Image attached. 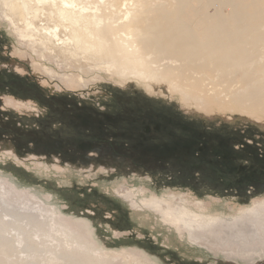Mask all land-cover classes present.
<instances>
[{"label":"rangeland","instance_id":"1","mask_svg":"<svg viewBox=\"0 0 264 264\" xmlns=\"http://www.w3.org/2000/svg\"><path fill=\"white\" fill-rule=\"evenodd\" d=\"M7 1L0 0V264H264V230L258 232L264 181L251 176L247 182L233 166L173 181L161 178L169 172L162 163L188 162V152L176 161L167 150L156 161L147 151L131 158L127 147L121 155L110 153L106 143L87 137L78 136L72 147L60 144L75 129L71 120L82 121L86 113L90 121L97 115L134 133L157 109L211 138L232 132L235 142H228L263 166L264 0H117L109 7L108 0H76L102 7L101 21L88 27L85 21L64 25L60 18L45 23L39 16L16 26L3 15ZM160 4L179 11L189 37L199 42L214 41L205 33L221 20L222 31L237 29L245 51L235 64L220 58L225 42L201 49L197 68L183 73L168 53L141 55L136 39L108 34L127 23L126 9L149 18ZM55 22L64 27L59 43L65 51L58 53L36 37L37 25L52 30ZM170 68L185 76L166 79L161 71ZM193 78L220 93L207 98L178 86ZM22 133L28 139L15 137ZM180 143L166 147L181 149ZM83 146L90 150L78 152ZM133 160L142 167L134 168ZM245 224V240L237 241L233 230ZM218 225L235 228L224 237L214 233ZM50 249L61 254L59 262L43 257Z\"/></svg>","mask_w":264,"mask_h":264},{"label":"bare ground","instance_id":"2","mask_svg":"<svg viewBox=\"0 0 264 264\" xmlns=\"http://www.w3.org/2000/svg\"><path fill=\"white\" fill-rule=\"evenodd\" d=\"M78 1V0H77ZM76 0H8L6 4H3V7L5 8L3 15L5 17H10L14 25L18 26L19 23L23 24L27 21H32L35 16H39L40 21H45V23L51 22V19H56V21L60 18L61 23L66 25V23L71 24L70 26H78L79 21H85L83 26H89L92 22L93 24H97V22L101 21L102 17V10L100 6L97 4H90L88 6H80L82 3V0H80V4L77 3ZM128 1V0H126ZM128 2L132 3L134 0H129ZM88 3V2H87ZM113 3L117 4V0H108L107 6H112ZM84 4V3H82ZM86 4V3H85ZM143 4V2H142ZM157 5V4H156ZM161 5V4H160ZM158 5V6H160ZM6 6V7H5ZM156 6L155 9H153L155 14L150 18L143 17L140 15H132L129 14V11L126 9L125 15L127 19V23H118L117 27L109 28L108 34L115 35L119 32H123L126 36H129V39H136V49L141 51V55L150 53L151 51H158L162 53H168L170 57L173 59V63L180 62V66H183L185 71L183 73H190L193 72L197 68V63L195 58L199 51L202 49L210 48L211 50H216L219 46V43L225 42L226 50L222 52L220 58L223 60H232L237 63V53L242 54L245 50H243V45H240L237 43V29L233 30V32H225L222 31V24L221 20L219 21V24H214L210 30H208L205 34L207 36H212L215 38L214 41L211 43H204L199 42V40L189 37L187 33V27L183 23L181 19V13L177 10L169 11L167 8H165L163 5L160 7ZM159 8V9H158ZM104 10L106 8H103ZM170 9V8H169ZM144 10V8H143ZM152 10V9H150ZM149 10V11H150ZM152 10V11H153ZM151 11V12H152ZM149 12V13H151ZM45 13L47 15H45ZM148 13V12H146ZM145 13V14H146ZM154 13V12H153ZM206 14V13H205ZM180 15V16H179ZM205 16V15H203ZM211 17V16H210ZM255 18V17H254ZM234 23H237V17L232 18ZM226 20V19H224ZM58 22V21H57ZM55 22L56 24L52 25L53 28L50 30L49 28L45 29L44 26L39 27L37 25L36 30H38V35L36 36L38 38L39 42H46L45 46L47 48H51L52 52L58 53L65 51V47H63L62 42V36L59 29L64 28L63 25ZM33 25V24H32ZM51 26V27H52ZM29 27V26H28ZM34 27V26H33ZM46 27V25H45ZM73 30V28L70 29V27H65V29ZM91 30V29H90ZM240 33V32H239ZM90 36H92V32L90 31L88 33ZM241 34V33H240ZM70 36L75 37V39H78V35H74V32L70 34ZM231 39V41H230ZM79 40V39H78ZM37 41V40H36ZM59 41H62L59 43ZM81 42V41H79ZM44 45V44H43ZM102 50L103 47L101 46ZM151 50V51H150ZM233 51V54H230ZM125 50H121V55H126ZM183 62V63H181ZM173 69L170 68L166 72L164 70L161 71L162 75H165L166 79L168 78H174V77H181L185 76L180 72L172 71ZM195 73V72H194ZM198 74V73H197ZM201 77V76H200ZM199 78V77H198ZM194 79V78H193ZM193 83H188L185 85H178L182 89H187L188 92L198 95H204L208 98V93L216 94V91L213 89H209L208 87L202 88L199 86V84L203 83L201 80H193ZM196 81H198L196 83ZM185 86V87H184ZM219 90L217 91V93ZM220 93V92H219ZM231 226H222L218 225L216 227V230H214V233H217L219 235H226L228 236V233H230L232 230ZM246 228H249V225L239 229V232L234 231L232 233V237L237 239V241H244L246 235L243 233ZM236 230V229H235ZM254 234H257V231L253 228ZM264 227H262L261 230L263 232ZM50 253V254H49ZM227 255H235V252H231L230 254L227 253ZM44 258H53L55 262H59L61 254L58 252L54 253V251L48 250L43 255ZM110 258L106 256H100L99 260L101 261H108ZM36 261H23L21 264H34ZM56 264V263H54Z\"/></svg>","mask_w":264,"mask_h":264},{"label":"trees","instance_id":"3","mask_svg":"<svg viewBox=\"0 0 264 264\" xmlns=\"http://www.w3.org/2000/svg\"><path fill=\"white\" fill-rule=\"evenodd\" d=\"M86 114L82 121L71 120V126L75 127V129H71L65 138L56 136V140L61 138V146L69 145L81 137H87L91 138L94 143H106L109 150H111L110 153L121 155L122 149L127 147L131 158L136 157L133 152L147 151L144 155L152 157L156 161L162 158L160 156L161 153L167 150L174 152V160L176 161L184 156L182 153L188 152V154L186 153L189 157L188 162H183V164L162 163L163 167L169 169V172L161 173V178H170L173 181L178 177L201 178L206 175L210 167L221 169L224 166H233L236 173L247 182L251 176L259 182L264 181V165L262 166L259 163V158L235 149L228 142H235V136H233L232 132L219 134L221 140L219 138H211L204 130L193 126L192 123L185 122L179 125L171 122L157 109H153L145 115L141 127L134 133L120 130L97 115L90 121L89 116L92 113ZM37 120L39 119L37 118ZM33 124L35 123L33 122L30 127ZM3 130V125H0V134ZM28 134L22 133L21 135H15V137L28 139ZM176 140H179L180 144L184 143L181 149L179 147L176 149H168L166 147ZM88 150H90L89 147L83 146L78 152L85 153ZM131 162L132 166H135L134 168L137 165L142 167L140 164L135 165L133 162L136 161L134 160Z\"/></svg>","mask_w":264,"mask_h":264}]
</instances>
